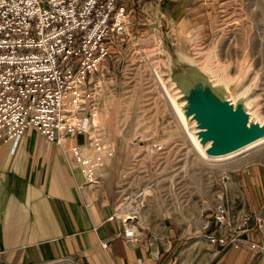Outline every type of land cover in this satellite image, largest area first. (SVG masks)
<instances>
[{
  "label": "rangeland",
  "instance_id": "rangeland-1",
  "mask_svg": "<svg viewBox=\"0 0 264 264\" xmlns=\"http://www.w3.org/2000/svg\"><path fill=\"white\" fill-rule=\"evenodd\" d=\"M176 61L230 83L264 119V0H192L179 8L133 0L129 38L96 78L97 116L84 137L99 136L104 151L122 159L115 165L121 220L134 229L146 211L151 218L167 216L186 235L212 244L209 214L225 202L227 171L254 153L264 157V142L222 161L202 157L165 90L173 92L169 72ZM113 141H120L117 150Z\"/></svg>",
  "mask_w": 264,
  "mask_h": 264
},
{
  "label": "crops",
  "instance_id": "crops-1",
  "mask_svg": "<svg viewBox=\"0 0 264 264\" xmlns=\"http://www.w3.org/2000/svg\"><path fill=\"white\" fill-rule=\"evenodd\" d=\"M165 1L179 8L192 0ZM85 141L72 135L60 146L34 128L16 142L0 141V264H51L64 256L81 264H264V226L242 232L262 250L223 247L207 243L203 235L190 237L167 216L151 218L146 211L134 221L136 241L129 243L127 224L117 214L115 165L122 159L118 153L106 156L97 182L86 184L70 151L72 144ZM119 142L112 147L117 150ZM86 151L92 153L89 147ZM227 172L221 197L234 212V227L245 211L264 217L263 155L254 153Z\"/></svg>",
  "mask_w": 264,
  "mask_h": 264
},
{
  "label": "built area",
  "instance_id": "built-area-1",
  "mask_svg": "<svg viewBox=\"0 0 264 264\" xmlns=\"http://www.w3.org/2000/svg\"><path fill=\"white\" fill-rule=\"evenodd\" d=\"M132 11L133 0H0V141L16 142L30 128L60 146L72 135L88 136V122L97 116V75L128 40ZM70 151L86 184L97 182L105 157L113 155L99 136ZM211 216L212 244L263 249L242 237L263 228L261 213L243 212L234 227L221 201ZM124 235L136 241L130 226ZM51 264L81 263L64 256Z\"/></svg>",
  "mask_w": 264,
  "mask_h": 264
},
{
  "label": "water",
  "instance_id": "water-1",
  "mask_svg": "<svg viewBox=\"0 0 264 264\" xmlns=\"http://www.w3.org/2000/svg\"><path fill=\"white\" fill-rule=\"evenodd\" d=\"M172 64L176 69L169 72L171 95L207 157H224L264 142V119L251 110L243 95L233 94L230 83L192 62Z\"/></svg>",
  "mask_w": 264,
  "mask_h": 264
},
{
  "label": "bare ground",
  "instance_id": "bare-ground-1",
  "mask_svg": "<svg viewBox=\"0 0 264 264\" xmlns=\"http://www.w3.org/2000/svg\"><path fill=\"white\" fill-rule=\"evenodd\" d=\"M219 88L221 90H223L224 88L222 86H219ZM165 90L167 91V94L169 95V98L172 102V106L173 108L175 109V112H176V115L178 116V118L180 119L184 129L186 130L194 148L197 150V152L202 156V157H205V152L203 150V147L198 143L197 139H196V136L193 134V132L190 130V128L188 127V124L186 123V118L184 117L183 115V112L180 108V105L176 102V100H174V98L172 97V95L170 94V92L168 91V89L165 87ZM225 91V90H224ZM262 142L260 143H257V144H254L255 146L258 145V144H262ZM253 146H250L249 148H244L245 150H248V149H251ZM240 150L236 153H233V154H230V155H227V156H224V157H219V158H215L216 160L215 161H222V160H225V159H229L230 157L236 155V154H239V153H242L244 152L245 150ZM205 155V156H204ZM207 157V156H206ZM209 158V157H207ZM209 159H214V158H209ZM128 215H124V217H127Z\"/></svg>",
  "mask_w": 264,
  "mask_h": 264
}]
</instances>
